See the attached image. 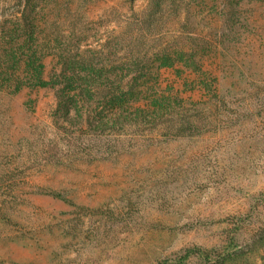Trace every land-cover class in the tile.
Here are the masks:
<instances>
[{"label":"rangeland","instance_id":"374dc122","mask_svg":"<svg viewBox=\"0 0 264 264\" xmlns=\"http://www.w3.org/2000/svg\"><path fill=\"white\" fill-rule=\"evenodd\" d=\"M36 66L133 85L138 105L178 96L198 126L105 130L117 145L90 153L56 87L15 91ZM203 71L224 97L194 86ZM189 247L179 264H264V0H0V264H175Z\"/></svg>","mask_w":264,"mask_h":264},{"label":"trees","instance_id":"16d2710c","mask_svg":"<svg viewBox=\"0 0 264 264\" xmlns=\"http://www.w3.org/2000/svg\"><path fill=\"white\" fill-rule=\"evenodd\" d=\"M30 2L31 0H26ZM180 55V54H179ZM181 56V55H180ZM197 64V63H196ZM198 70L202 69L198 65ZM202 71V70H201ZM29 74L30 80L20 81L14 84L15 91L24 86H52L56 87V97L58 101V114L63 120L71 121L79 118L84 123L82 133L87 134L86 141L99 150L107 151L108 146L117 145L114 138L105 137V130L110 133L117 131H134V130H160L166 132L176 131L179 133L183 129H192L198 126L197 119H191L189 114L190 107L185 105L186 101L178 96H151L147 102L138 105V100H132L136 92L135 86L131 85L127 90L120 88L113 83H100L91 80V78L80 81L77 78H66L65 81L57 83L55 81H46L41 78L42 67H29L25 70ZM204 75L199 80L198 85L207 90L209 93L216 91L219 96V87H216V78L210 81L211 74L203 71ZM215 92V93H216ZM96 96V97H95ZM186 111V112H184ZM80 123V125H82ZM84 127V130H83ZM179 131V132H178ZM107 135V134H106ZM109 136V135H108ZM83 141H80L82 144ZM103 146L105 148H103ZM71 151L77 154L80 149L74 145L70 146ZM47 193L66 200L61 192L49 190ZM201 248H198L200 251ZM195 248H187L181 260L175 264L181 263L182 260L190 257ZM207 255L208 252H201ZM206 257V256H205ZM210 258L209 256H207ZM162 264V263H161Z\"/></svg>","mask_w":264,"mask_h":264}]
</instances>
